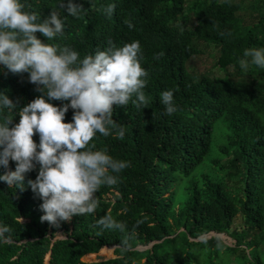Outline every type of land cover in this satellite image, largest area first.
<instances>
[{
  "label": "trees",
  "instance_id": "1",
  "mask_svg": "<svg viewBox=\"0 0 264 264\" xmlns=\"http://www.w3.org/2000/svg\"><path fill=\"white\" fill-rule=\"evenodd\" d=\"M185 1L74 0L87 9L74 18L60 7L63 0H21L25 11L41 18L58 12L63 35L50 41L35 35L43 43L71 47L81 59L109 42L122 47L139 41L149 103L141 109L131 100L114 106L113 119L124 127V137L97 133L90 141L95 150L106 148L114 159L130 162L115 186H101L94 194L99 200L94 213L73 216L59 227L41 222L42 201L27 183L35 180L38 165L25 174L23 191L0 181V227L10 229L9 239L0 238V264H191L199 252L206 264H220L222 255L239 264H264V68L250 64L245 71L238 62L245 49L264 48V0L248 21H241V5L230 0H197L184 9ZM108 4L116 5L112 16L96 10ZM197 41L218 48V75L188 71L199 54ZM159 52L164 55L154 59ZM35 87L27 73L13 74L0 65V93L19 102L14 113L0 110V122L10 116L18 123L19 108L41 95ZM166 90L177 106L172 115L163 114L160 96ZM45 99L57 107L66 103ZM72 115L69 109L64 122H72ZM213 134L220 141L212 147ZM33 140L39 144L38 134ZM212 149L211 172L192 176ZM14 170L10 161L7 168L0 166V175ZM104 215L123 222L125 230H102L97 220ZM236 215L242 222L232 227ZM209 232L226 235L231 246L217 238L194 241ZM104 248H113L111 258L82 260Z\"/></svg>",
  "mask_w": 264,
  "mask_h": 264
},
{
  "label": "clouds",
  "instance_id": "2",
  "mask_svg": "<svg viewBox=\"0 0 264 264\" xmlns=\"http://www.w3.org/2000/svg\"><path fill=\"white\" fill-rule=\"evenodd\" d=\"M60 7L74 18L87 12L74 0H63ZM25 8L21 0H0V65L13 74L27 73L28 82L41 95L19 108L18 123L13 124L10 116L0 122V166L15 163V170L0 175V181L23 191L25 174L38 165L36 178L28 180V187L42 201L41 222L59 227V222H70L73 216L94 213L99 206L94 194L101 186H115L118 174L130 167L129 161L114 159L106 148L95 150L90 141L97 133L124 137V127L113 119L114 106H126L131 100L137 109L147 108L143 89L149 74L140 64L139 41L122 47L109 42L104 50L81 59L71 47L43 43L35 35L40 33L49 41L63 35L64 21L58 12L41 18ZM115 8L108 4L96 10L110 17ZM125 24L134 27L130 20ZM163 55L159 52L154 59ZM238 62L245 71L250 64L264 68V48L245 49ZM45 97L66 103L57 107ZM160 100L164 115L177 111L171 90L163 91ZM18 103L0 93V110L14 113ZM69 109L73 110L72 122L65 123ZM37 134L39 144L33 140ZM97 225L121 232L126 227L111 215L100 217ZM9 231L7 226L0 227V238L9 239L5 236ZM123 244L128 247L127 239Z\"/></svg>",
  "mask_w": 264,
  "mask_h": 264
},
{
  "label": "rangeland",
  "instance_id": "3",
  "mask_svg": "<svg viewBox=\"0 0 264 264\" xmlns=\"http://www.w3.org/2000/svg\"><path fill=\"white\" fill-rule=\"evenodd\" d=\"M194 1L197 0H186L185 1V8H188L189 6H191L193 4ZM233 3H239L241 5V11L239 14V17L241 19V21L243 20H249L250 18H255L256 15H258V13H260L259 8L258 7L259 3L261 2V0H230ZM261 5V4H260ZM184 15H185V11H184ZM191 13L190 16L188 17L187 21L185 22V26L188 28L190 27V22L192 20L191 17ZM191 19V20H190ZM182 22L181 20H179V23ZM197 45H198V49H199V54L194 56L192 59H190V61L187 64V69L190 73H194V74H208L211 76H215L219 74V69L216 67V59L218 57V48L215 47L213 44H209V43H205V42H198L197 41ZM216 133V132H215ZM214 138L211 142V146L213 147V145H215L216 143H219L220 138L217 134H213ZM217 145V144H216ZM215 155L214 150H210L208 155L205 157V159L203 160V162L193 171V173L191 174L192 176L204 173H210L211 170L208 167V160L210 158H213ZM181 186H183V184H181ZM182 187H179V189L177 190L176 194H175V198H176V202L180 203L182 201L181 199V189ZM228 189V188H227ZM242 222L241 216L240 215H236L233 220H232V227H238ZM210 238H217L220 239L225 245L231 246L232 241L230 240V238H228L226 235L224 234H218L215 232H209L205 235H202L196 239H194L195 242H204ZM149 248V246L146 247H138L137 250L142 251ZM113 256V248H104L101 249L97 254H91V255H86L82 258V260L84 262H95V261H99V260H104V259H109ZM222 261L220 262V264H239L237 263L234 259H232L231 255H222L221 256ZM191 264H206V258L204 256V254L202 252H199L197 254V256L194 258V260L192 261Z\"/></svg>",
  "mask_w": 264,
  "mask_h": 264
}]
</instances>
